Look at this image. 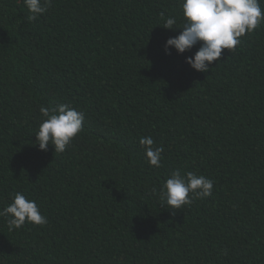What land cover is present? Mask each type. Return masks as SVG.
Wrapping results in <instances>:
<instances>
[{
	"label": "trees",
	"instance_id": "obj_1",
	"mask_svg": "<svg viewBox=\"0 0 264 264\" xmlns=\"http://www.w3.org/2000/svg\"><path fill=\"white\" fill-rule=\"evenodd\" d=\"M161 13L181 26L180 0H52L35 20L0 0V209L23 192L47 218L0 217V264H264V23L201 73L185 63L199 43L166 54L182 29ZM57 103L83 131L41 151L39 109ZM177 169L212 196L160 206Z\"/></svg>",
	"mask_w": 264,
	"mask_h": 264
},
{
	"label": "clouds",
	"instance_id": "obj_2",
	"mask_svg": "<svg viewBox=\"0 0 264 264\" xmlns=\"http://www.w3.org/2000/svg\"><path fill=\"white\" fill-rule=\"evenodd\" d=\"M261 2L262 0H180L181 26H176L175 17L160 14L165 29H182L179 35L166 40V54L169 47L174 48L177 54H183L199 43L194 55L185 57V63L195 71H209V65L219 60L223 49L235 51L242 43L241 37L251 34L264 23ZM51 4L52 0H24L31 20L45 13ZM39 111L42 120L35 132V144L41 151H47L48 146L52 145L54 152L64 153L72 140L83 131V111L69 103L41 106ZM139 144L148 164L160 167L163 147L157 146L151 136L140 138ZM213 189L212 179L193 172L182 174L177 169L164 182L159 194L160 206L179 210L190 205L194 199L212 196ZM0 217L7 218L10 231L21 228L26 222L41 226L47 223L38 203L23 192L14 193L11 203L0 209Z\"/></svg>",
	"mask_w": 264,
	"mask_h": 264
}]
</instances>
